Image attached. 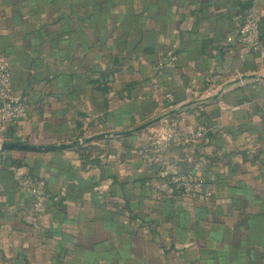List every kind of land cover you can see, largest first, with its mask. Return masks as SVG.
Wrapping results in <instances>:
<instances>
[{
	"label": "crops",
	"instance_id": "obj_1",
	"mask_svg": "<svg viewBox=\"0 0 264 264\" xmlns=\"http://www.w3.org/2000/svg\"><path fill=\"white\" fill-rule=\"evenodd\" d=\"M250 5L264 45V0H0L27 110L0 139L71 145L0 151V264H264V57L226 40Z\"/></svg>",
	"mask_w": 264,
	"mask_h": 264
},
{
	"label": "built area",
	"instance_id": "obj_2",
	"mask_svg": "<svg viewBox=\"0 0 264 264\" xmlns=\"http://www.w3.org/2000/svg\"><path fill=\"white\" fill-rule=\"evenodd\" d=\"M260 15L254 5L246 8L243 20L237 27L234 34H228V42L237 39L242 49L257 53L264 57V45L259 37ZM176 56L172 51L166 53V59L158 61L156 68L158 70L164 67L174 66ZM169 98V95H168ZM27 114L25 102L20 95L15 93L11 85V70L9 63L0 59V127H4L9 122L25 118ZM168 134L162 138L150 140V142L140 147V153L147 163L155 162L159 159L161 151L170 143H183L185 139L175 132L176 123L173 120L165 121ZM202 130L198 128L195 135L201 136ZM2 141L0 139V151L2 150ZM14 178L17 183L32 197V209L36 215L41 213L45 201L43 183L22 175L18 170L15 171ZM175 182L183 185V190L190 189L188 180L182 176H174ZM27 218V217H26ZM28 219V218H27Z\"/></svg>",
	"mask_w": 264,
	"mask_h": 264
},
{
	"label": "water",
	"instance_id": "obj_3",
	"mask_svg": "<svg viewBox=\"0 0 264 264\" xmlns=\"http://www.w3.org/2000/svg\"><path fill=\"white\" fill-rule=\"evenodd\" d=\"M70 146H71L70 144L33 146V145H27L21 143H4L2 145V149L17 148V149H27V150H55V149L69 148Z\"/></svg>",
	"mask_w": 264,
	"mask_h": 264
}]
</instances>
